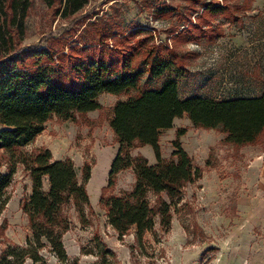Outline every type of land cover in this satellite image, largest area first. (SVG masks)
Masks as SVG:
<instances>
[{
    "label": "rangeland",
    "instance_id": "rangeland-1",
    "mask_svg": "<svg viewBox=\"0 0 264 264\" xmlns=\"http://www.w3.org/2000/svg\"><path fill=\"white\" fill-rule=\"evenodd\" d=\"M48 1L16 5L14 18L0 5V57L39 45L65 63L79 52V46L138 49L145 43L142 50L154 45L184 53L188 71L178 77L181 97L226 98L264 90V0H87L74 12L66 10L64 0ZM213 1L226 4L229 10L213 17L204 10V4ZM22 9L25 14L20 15ZM235 14L240 16L232 20ZM209 24L221 31L213 41L201 38L211 30ZM190 26L198 36L188 39L182 34ZM138 29L147 32L138 34ZM144 54L137 55L136 62ZM161 82L148 74L142 79L147 87ZM134 92H103L100 108L76 113L72 119L53 115L25 146L28 151L49 148L54 158L70 157L80 180L84 169L91 168L85 217L73 205L66 210L70 225L63 240L68 255L78 258L79 264H93L102 254L107 264H264V184L260 171L251 165L252 157L263 152L264 146L243 145L234 150L224 141L223 132L196 127L187 114L176 117L173 126L160 135L162 156L169 160L174 157L177 131L184 128L182 145L202 171L171 205V225L164 228L157 216L154 227L140 238L133 228L125 234L113 228L100 202L120 146L110 118L114 103ZM128 150L145 155L150 163L156 161L149 144L135 141ZM135 179L132 167L124 169L108 192L120 194ZM31 190L30 173L18 164L0 215V249L9 242L23 244L31 235L22 209ZM148 196L152 201L155 198L153 192Z\"/></svg>",
    "mask_w": 264,
    "mask_h": 264
},
{
    "label": "trees",
    "instance_id": "trees-1",
    "mask_svg": "<svg viewBox=\"0 0 264 264\" xmlns=\"http://www.w3.org/2000/svg\"><path fill=\"white\" fill-rule=\"evenodd\" d=\"M64 1L69 12L77 11L87 2ZM28 4L29 0H0L3 11L6 15L11 12V18L17 16L16 5ZM204 5V10L213 17L229 10L226 4L215 1ZM24 12L22 9L19 13ZM239 16L235 14L232 20ZM209 26L211 32H203L201 38L213 41L221 33L215 29L219 23ZM182 36L190 39L198 35L190 26L183 30ZM144 44L138 49L79 46V52L65 63L39 45L0 57V215L9 200L7 188L18 164L32 178L31 193L22 202L31 235L23 244L6 243L0 249V264H79L78 258L68 255L63 240L70 225L66 210L73 205L79 216L85 217L90 204L86 183L91 168L84 169L80 180L70 157L54 158L49 148L28 151L25 146L42 132L45 122L53 115L72 119L76 113L100 108L99 95L103 92L135 91L113 105L110 125L120 146L100 196L109 222L120 234L133 228L140 238L154 227L157 216L161 226L167 229L172 222L174 200L187 183L202 175L182 145L180 136L184 128L178 129L173 140L174 157L167 160L162 156L160 135L173 126L176 117L187 114L196 127L220 130L225 134L224 141L232 144L234 150L243 145L264 146V90L256 95L226 98L200 94L181 97L178 77L188 71L184 53L154 45L142 50ZM143 52L136 62L135 57ZM145 74L162 80L161 84L143 86ZM135 141L152 146L154 163L143 154L130 153L128 147ZM131 167L136 177L134 185L120 194L109 193L116 175ZM149 192L155 195L153 201ZM93 264H107L106 255L102 254Z\"/></svg>",
    "mask_w": 264,
    "mask_h": 264
},
{
    "label": "crops",
    "instance_id": "crops-1",
    "mask_svg": "<svg viewBox=\"0 0 264 264\" xmlns=\"http://www.w3.org/2000/svg\"><path fill=\"white\" fill-rule=\"evenodd\" d=\"M251 165L260 171L261 183L264 184V151L252 157Z\"/></svg>",
    "mask_w": 264,
    "mask_h": 264
}]
</instances>
